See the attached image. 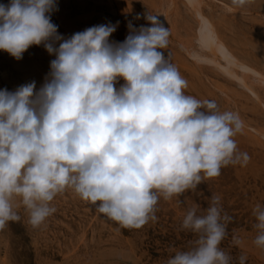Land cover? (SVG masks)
<instances>
[{"label": "clouds", "instance_id": "obj_1", "mask_svg": "<svg viewBox=\"0 0 264 264\" xmlns=\"http://www.w3.org/2000/svg\"><path fill=\"white\" fill-rule=\"evenodd\" d=\"M54 11L56 0L0 4V50L20 60L43 45L55 55L38 91L35 81L0 90V229L20 220L15 198L35 228L67 189L121 228H140L157 220L160 195L167 200L197 188L230 164L247 166L250 156L234 140L244 127L239 114L185 94L187 81L158 51L167 49L170 32L156 15L144 16L150 27L129 23V35L117 43L109 37L119 22L66 39L51 21ZM222 211L219 196L203 215L190 209L182 227L197 239L167 264H230L220 244L232 217ZM253 214L254 244L264 248V208ZM246 260L241 255L239 264Z\"/></svg>", "mask_w": 264, "mask_h": 264}, {"label": "rangeland", "instance_id": "obj_2", "mask_svg": "<svg viewBox=\"0 0 264 264\" xmlns=\"http://www.w3.org/2000/svg\"><path fill=\"white\" fill-rule=\"evenodd\" d=\"M9 3L0 0V4ZM56 3L58 11L51 14V21L66 39L95 25L119 22L109 40L120 43L129 35V23L137 29L141 25L150 27L144 16L156 15L170 32L167 49L158 51L187 81L185 94L215 101L220 112L239 114L244 127L234 140L240 152L248 153L250 161L244 167H222L219 176L205 179L197 188L170 199L160 195L155 206L157 220H149L140 228H121L71 189L54 198L50 206L55 207V213L34 228L17 197L13 204L19 205L15 210L20 220L9 221L0 229V264H167L176 252L191 250L197 239L196 234L182 227L187 212L196 208L198 215L205 214L214 196L220 197L222 215L232 217L220 244L231 257L230 264H239L241 255L247 257L245 264H264V248L254 244L258 230L253 214L257 205L264 208V82L252 74L244 75L253 95L223 70V61L211 56L197 37V18L186 0ZM198 8L231 54L264 76V0H253L244 8L232 6L231 0H201ZM53 59L55 55L43 45L31 46L20 60L0 50V90L15 91L35 81L38 91ZM235 71L240 74L239 69ZM122 84L121 78L116 87ZM234 236L239 238V245L233 243Z\"/></svg>", "mask_w": 264, "mask_h": 264}, {"label": "bare ground", "instance_id": "obj_3", "mask_svg": "<svg viewBox=\"0 0 264 264\" xmlns=\"http://www.w3.org/2000/svg\"><path fill=\"white\" fill-rule=\"evenodd\" d=\"M186 2L188 3L189 6H191L194 9V14L195 17L197 18V23H198L197 37L201 39L203 45L205 46L204 48L209 50L211 56H214L215 58H217V60L219 58L220 60L223 61L224 63L223 70H225L228 75L237 79L244 87H246L253 95H255L251 87L247 85L244 75L252 74L257 79L263 82H264V76L257 75L255 71L251 70L250 67L241 63L237 58L233 56V54H231V52L227 49V47L221 42L219 36L215 31V28L212 26L210 21L202 15L200 9L198 8L201 0H186ZM235 69H239L240 74H237V71H235Z\"/></svg>", "mask_w": 264, "mask_h": 264}]
</instances>
